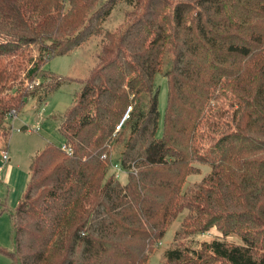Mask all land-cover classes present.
<instances>
[{"label":"trees","instance_id":"1","mask_svg":"<svg viewBox=\"0 0 264 264\" xmlns=\"http://www.w3.org/2000/svg\"><path fill=\"white\" fill-rule=\"evenodd\" d=\"M118 1L0 0V59H9L0 67V139L10 135V110L57 88L41 65L100 32ZM132 8L104 33L98 63L62 117L66 149L46 143L30 161L11 215L12 264H146L184 210L178 246L182 233L213 227L242 245L214 240L194 256L176 249L166 264H264V0H135ZM32 45L39 58L13 87L17 53ZM167 59L157 136L153 78ZM121 144L116 163L112 147ZM194 164L210 173L182 192Z\"/></svg>","mask_w":264,"mask_h":264},{"label":"rangeland","instance_id":"2","mask_svg":"<svg viewBox=\"0 0 264 264\" xmlns=\"http://www.w3.org/2000/svg\"><path fill=\"white\" fill-rule=\"evenodd\" d=\"M134 3L135 0L118 1L113 6L109 17L102 22L100 32L89 37L81 47L74 49L67 55L53 57L44 66L41 65V71H46L48 75L58 80L57 88L39 104L37 97L27 100L25 106L18 114V120L13 121L12 128H10V121L5 119L10 135L8 139L7 136L0 139V152L6 151L9 158V161L4 165V183L0 184V264L13 263V260L8 256L14 249V230L12 228L11 215L25 192L29 180L31 159L37 152L42 150L46 143H52L60 147L64 142L63 137L58 132V126L62 117L72 106L76 94L82 88L79 81L87 79L90 71L98 63L97 57L105 40L104 33L112 31L121 25L124 21L125 12L131 11ZM37 48V46L32 45L28 49H24L22 56L17 53L20 62V71L17 75L20 76V80L15 81L13 87H20L21 79L24 78L26 70L32 67V59L37 60L39 58ZM43 55V60L49 57L47 52L43 53ZM8 62L9 59H0V67L3 68ZM169 67V60L167 59L160 72L156 73L153 78L154 88L158 91L159 122L157 136H160L162 131L168 91L164 74ZM15 70L17 69L10 70V72ZM38 75L39 77L43 76L41 73H38ZM132 111H134L133 107L131 113ZM24 124L32 128L39 124L40 129L28 133L22 131ZM204 145L208 147L209 144L207 142ZM4 148L6 150H3ZM122 150V144L113 145L112 147L111 157L116 163H120ZM1 166L3 165L0 155ZM193 166L199 168V172L198 174L190 175L186 179L182 192L192 189L195 184L201 182L210 173V168L206 165L198 166L194 164ZM110 172L112 170L108 174H111ZM115 175L119 177L120 183L126 182V175L120 169L115 171ZM186 215L187 211L184 210L176 219L170 222L162 240L153 244L146 264H166L164 259L166 253L176 249H184L183 251L186 254L189 253L194 256L202 248L203 243H211L214 240L223 241L228 245H242L238 236L232 234L223 237L213 227L207 231L195 234L190 232H187V234L182 233L181 236L185 237L178 241L181 244L178 246L176 244V233L180 228L182 219Z\"/></svg>","mask_w":264,"mask_h":264},{"label":"built area","instance_id":"3","mask_svg":"<svg viewBox=\"0 0 264 264\" xmlns=\"http://www.w3.org/2000/svg\"><path fill=\"white\" fill-rule=\"evenodd\" d=\"M38 83H39L38 80H36V81L34 82L35 85H38ZM131 110H132V107H131V106L127 107V109H126V111H125V113H124L122 119L120 120L119 124H118V125L116 126V128H115V133H118V132L121 130V128H122L124 122H125L126 120L129 119V117H130V113H131ZM18 114H19V113L16 112L15 110H10V112L8 113L7 118H8V120H9L10 123H11V128H12V123H13V121L18 120ZM22 127H24V128H25L24 131H25V132H28V133H31V132H33V131H38V130L40 129V125H39V124H37V125H36L35 127H33V128L30 127V126H28V125H26V124H24V126H22ZM18 131H19V130H18ZM61 148H62L63 150L66 149V147H65L64 144L61 145ZM0 155H1V163H2V165H3V166L0 167V184H1V183H4V179H3V178H4V165L9 161V158H8V154H7L6 151H1V152H0ZM113 167H114L115 170H118V169H119V167H118L117 165H113ZM120 171H121V170H120ZM115 176H116V175H115ZM117 177H118V176H117ZM117 177H116V178H117Z\"/></svg>","mask_w":264,"mask_h":264},{"label":"crops","instance_id":"4","mask_svg":"<svg viewBox=\"0 0 264 264\" xmlns=\"http://www.w3.org/2000/svg\"><path fill=\"white\" fill-rule=\"evenodd\" d=\"M63 144V143H62ZM38 153V152H37ZM36 155V154H35Z\"/></svg>","mask_w":264,"mask_h":264}]
</instances>
